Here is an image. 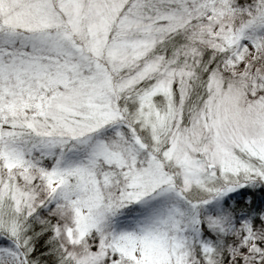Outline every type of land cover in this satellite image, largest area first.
<instances>
[{
	"label": "snow or ice",
	"instance_id": "obj_1",
	"mask_svg": "<svg viewBox=\"0 0 264 264\" xmlns=\"http://www.w3.org/2000/svg\"><path fill=\"white\" fill-rule=\"evenodd\" d=\"M0 264H264V0H0Z\"/></svg>",
	"mask_w": 264,
	"mask_h": 264
}]
</instances>
